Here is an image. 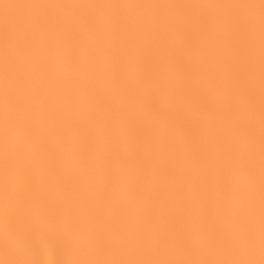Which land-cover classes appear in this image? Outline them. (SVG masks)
I'll list each match as a JSON object with an SVG mask.
<instances>
[{
  "label": "snow or ice",
  "instance_id": "snow-or-ice-1",
  "mask_svg": "<svg viewBox=\"0 0 264 264\" xmlns=\"http://www.w3.org/2000/svg\"><path fill=\"white\" fill-rule=\"evenodd\" d=\"M2 264H264V0H0Z\"/></svg>",
  "mask_w": 264,
  "mask_h": 264
},
{
  "label": "clouds",
  "instance_id": "clouds-1",
  "mask_svg": "<svg viewBox=\"0 0 264 264\" xmlns=\"http://www.w3.org/2000/svg\"><path fill=\"white\" fill-rule=\"evenodd\" d=\"M2 251H3L2 246H0V255H2ZM0 264H2V260H0Z\"/></svg>",
  "mask_w": 264,
  "mask_h": 264
}]
</instances>
